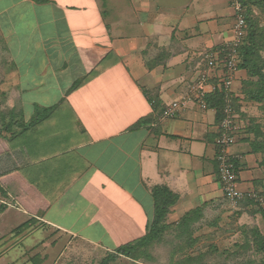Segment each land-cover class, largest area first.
<instances>
[{"label": "crops", "instance_id": "0c3cea01", "mask_svg": "<svg viewBox=\"0 0 264 264\" xmlns=\"http://www.w3.org/2000/svg\"><path fill=\"white\" fill-rule=\"evenodd\" d=\"M233 20L230 0H0V84L16 107L0 132V232L12 233L0 243L43 230L22 243L23 259L69 240L112 251L147 232L158 185L178 196L167 222L198 207L222 211L217 110L188 103L174 118L161 112L231 38ZM246 78L240 69L236 94ZM253 146L240 132L232 147L245 190L263 174ZM243 206L234 210L248 222ZM14 219L31 227L14 235Z\"/></svg>", "mask_w": 264, "mask_h": 264}, {"label": "rangeland", "instance_id": "374dc122", "mask_svg": "<svg viewBox=\"0 0 264 264\" xmlns=\"http://www.w3.org/2000/svg\"><path fill=\"white\" fill-rule=\"evenodd\" d=\"M230 6L233 9L234 17L231 28L232 36L230 38L232 39L238 10L233 5V0H230ZM253 14L257 18V25L261 29L264 28V15H260L255 8H253ZM0 53L7 55L6 50H3L1 46ZM261 56L264 58V51L261 52ZM3 61L4 59L0 58V66H2ZM249 80L258 81L259 77L253 76L249 78L247 72V78L243 79L238 87L240 93H237V95L239 94L238 97H241L237 111L242 125L241 132L244 136L251 139L253 143H259L261 147H264V99L262 101L252 99L249 94L247 95L244 92V89L258 90L260 88V85L247 84ZM7 90L1 83L0 132H6L5 129L10 126H7L9 120L14 121L16 119V107L12 106L10 102L11 95L9 90ZM30 110H32L30 105H27L24 109L25 114L28 115ZM62 115L64 116L65 126H68L67 117L71 119L70 113L66 112L65 114L62 113ZM260 153L262 161L264 153ZM262 173L261 183H259L258 188L264 193V165H262ZM248 200L245 199L239 202L244 205L246 212L253 215L248 218V222H242L240 214L242 211L234 210L239 203L231 205L230 201L225 198V202L222 203V211H203L200 219L191 228V238L188 234L181 231L178 225L179 221L168 222L171 225L163 231L159 240L145 247L144 252L140 253V260L136 261L137 264H264V251L259 248L253 231V229L257 228L264 233V219L257 203L249 202ZM18 220L14 219L8 226L14 227L18 225ZM43 233V230H38L33 236L40 240ZM11 234L10 231L0 232V239L3 235L10 236L9 239H11ZM32 237L27 238L24 242L21 241L16 246V243L8 244L9 242H7L3 245L0 243V257L3 255L0 259V264H101L103 259L107 257L106 255H108L103 249L90 243L69 240L65 243L64 248H62L63 242H60V244L55 246L52 253L50 249V252L46 253H51L50 256L45 257V253L42 251L34 256L36 257L34 260H26V257L24 259L22 257V254L26 252L23 244L26 245L32 242ZM200 254L202 259L198 263H191V261L187 260L188 257H196ZM109 264H134V262L130 258L120 256Z\"/></svg>", "mask_w": 264, "mask_h": 264}, {"label": "built area", "instance_id": "2783aa9c", "mask_svg": "<svg viewBox=\"0 0 264 264\" xmlns=\"http://www.w3.org/2000/svg\"><path fill=\"white\" fill-rule=\"evenodd\" d=\"M237 8L233 38L224 42L219 49H212L205 54L206 67L189 85L186 93L167 103L161 112V119L174 118L188 103H196L201 108L207 107L206 97L216 91L223 94L225 107L223 117L218 124V135L215 139L217 147L216 160L218 177L222 185L223 195L233 204L245 199L257 203L264 209V196L255 189H242L239 185L237 162L241 155L232 152L237 136L242 130L239 115L234 108V82L239 70L241 56L239 47L247 34V22L242 14L240 0H233Z\"/></svg>", "mask_w": 264, "mask_h": 264}, {"label": "trees", "instance_id": "16d2710c", "mask_svg": "<svg viewBox=\"0 0 264 264\" xmlns=\"http://www.w3.org/2000/svg\"><path fill=\"white\" fill-rule=\"evenodd\" d=\"M38 2H47V0H36ZM242 4V14L244 15L247 22V34L239 47V53L241 56V61L239 63V68L246 69L249 75V78L253 76H258V81H247V84L250 85H260L258 90H249L244 89V92L251 97L252 99L263 100L264 99V58L261 56V52L264 51V28H260L257 25V18L253 14V8L257 9L260 15H264V0H240ZM218 46L216 49H219ZM261 63H263L261 65ZM87 78H82L77 80L72 89L81 85ZM239 97H234V108L238 114L237 107L239 102ZM157 101V99H156ZM207 104L215 108L217 110V122L220 123L223 117V109L225 107V100L223 94L221 92L216 91L215 93H211L206 97ZM54 110V107H48L43 109H38L36 116L30 121L29 124H34L44 119L48 113H51ZM143 121L138 123V126L141 125ZM254 152L264 153V147H261L259 143H253ZM261 154V153H260ZM260 165H264V159L261 161ZM238 166V165H237ZM239 172V171H238ZM260 195H264L263 192L259 190H255ZM152 195L154 197L155 203V211L154 217L148 225L147 232L126 244L120 245L113 249L112 251H108L106 255L107 257L103 259L101 264H109L111 261L119 258L120 256H124L133 260L134 264H137L136 261L140 260V253L144 252L145 247L151 245L156 240H159L163 231L167 229L171 224L167 222V215L170 212V207L174 205L178 196L169 190L166 186H154L152 189ZM249 202H254L252 200H248ZM202 209L200 207L188 211L184 214V216L180 219L178 225L181 231L188 234L191 238V228L194 226L200 217L202 216ZM262 217L264 219V209H261ZM31 220H28L17 227H15L12 232L14 235H21L25 233L31 227ZM255 238L259 244V248L264 251V233L259 229H253ZM200 254L196 257H188V261L199 262L202 257Z\"/></svg>", "mask_w": 264, "mask_h": 264}]
</instances>
